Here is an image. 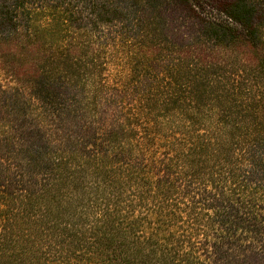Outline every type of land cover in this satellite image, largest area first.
Instances as JSON below:
<instances>
[{
	"label": "trees",
	"instance_id": "trees-1",
	"mask_svg": "<svg viewBox=\"0 0 264 264\" xmlns=\"http://www.w3.org/2000/svg\"><path fill=\"white\" fill-rule=\"evenodd\" d=\"M0 109V264H264V0H0Z\"/></svg>",
	"mask_w": 264,
	"mask_h": 264
},
{
	"label": "rangeland",
	"instance_id": "rangeland-1",
	"mask_svg": "<svg viewBox=\"0 0 264 264\" xmlns=\"http://www.w3.org/2000/svg\"><path fill=\"white\" fill-rule=\"evenodd\" d=\"M73 9H76V8H73ZM76 11H77L78 14H81V16L83 18H87L89 16V7H87L85 5H81L80 7H78L76 9ZM0 111H1V109H0ZM70 130L72 131L71 128H70ZM68 136L70 138H73L74 139V137L77 136V134L75 132H70Z\"/></svg>",
	"mask_w": 264,
	"mask_h": 264
}]
</instances>
